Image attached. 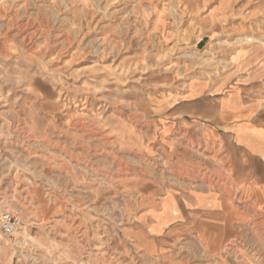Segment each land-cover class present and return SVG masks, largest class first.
<instances>
[{
    "label": "rangeland",
    "instance_id": "obj_1",
    "mask_svg": "<svg viewBox=\"0 0 264 264\" xmlns=\"http://www.w3.org/2000/svg\"><path fill=\"white\" fill-rule=\"evenodd\" d=\"M261 47L264 0H0V264H264V203L183 114Z\"/></svg>",
    "mask_w": 264,
    "mask_h": 264
},
{
    "label": "crops",
    "instance_id": "obj_2",
    "mask_svg": "<svg viewBox=\"0 0 264 264\" xmlns=\"http://www.w3.org/2000/svg\"><path fill=\"white\" fill-rule=\"evenodd\" d=\"M253 55L243 64L247 71L233 80L227 92L218 90L207 99H193L185 103L183 114L209 122L230 151L226 157L233 177L242 183L241 193L264 203V53L256 62ZM165 216L161 212L158 219Z\"/></svg>",
    "mask_w": 264,
    "mask_h": 264
},
{
    "label": "built area",
    "instance_id": "obj_3",
    "mask_svg": "<svg viewBox=\"0 0 264 264\" xmlns=\"http://www.w3.org/2000/svg\"><path fill=\"white\" fill-rule=\"evenodd\" d=\"M0 224L4 226L6 230L15 231L19 229V220L13 219L9 215L0 214Z\"/></svg>",
    "mask_w": 264,
    "mask_h": 264
},
{
    "label": "water",
    "instance_id": "obj_4",
    "mask_svg": "<svg viewBox=\"0 0 264 264\" xmlns=\"http://www.w3.org/2000/svg\"><path fill=\"white\" fill-rule=\"evenodd\" d=\"M204 43V40L198 43V46L201 47Z\"/></svg>",
    "mask_w": 264,
    "mask_h": 264
},
{
    "label": "bare ground",
    "instance_id": "obj_5",
    "mask_svg": "<svg viewBox=\"0 0 264 264\" xmlns=\"http://www.w3.org/2000/svg\"><path fill=\"white\" fill-rule=\"evenodd\" d=\"M248 39L251 41V38H248ZM201 41H203V40H202V39H200V40L198 41V43H199V42H201Z\"/></svg>",
    "mask_w": 264,
    "mask_h": 264
}]
</instances>
